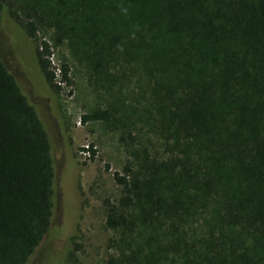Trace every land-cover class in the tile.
<instances>
[{
    "label": "trees",
    "instance_id": "trees-1",
    "mask_svg": "<svg viewBox=\"0 0 264 264\" xmlns=\"http://www.w3.org/2000/svg\"><path fill=\"white\" fill-rule=\"evenodd\" d=\"M0 10L18 34L46 37L30 53L43 92L71 83L70 65L56 73L49 59L67 46L107 95L83 121L117 131L131 155L106 203L120 238L109 264H264V0ZM54 176L47 131L0 56V264H25L48 233Z\"/></svg>",
    "mask_w": 264,
    "mask_h": 264
},
{
    "label": "rangeland",
    "instance_id": "rangeland-1",
    "mask_svg": "<svg viewBox=\"0 0 264 264\" xmlns=\"http://www.w3.org/2000/svg\"><path fill=\"white\" fill-rule=\"evenodd\" d=\"M12 24L0 10V56L15 73L47 131L55 173L50 229L25 264H109L119 254L115 242L120 238L106 226V203L121 195L114 173L121 172L131 159L130 151L120 143L119 133L104 122L83 121L107 95L90 84L87 69L72 50L51 48L52 70L58 73L67 62L71 83L58 82L59 93L51 89L45 93L35 82L30 53L46 37L42 33L24 37ZM56 78L60 80L58 74Z\"/></svg>",
    "mask_w": 264,
    "mask_h": 264
}]
</instances>
